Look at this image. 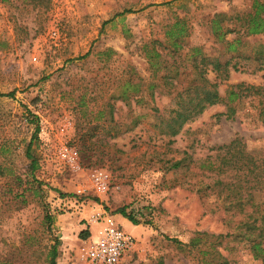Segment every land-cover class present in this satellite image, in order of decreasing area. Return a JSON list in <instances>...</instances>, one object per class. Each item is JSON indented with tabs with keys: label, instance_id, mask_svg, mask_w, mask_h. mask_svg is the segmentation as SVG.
Masks as SVG:
<instances>
[{
	"label": "rangeland",
	"instance_id": "obj_1",
	"mask_svg": "<svg viewBox=\"0 0 264 264\" xmlns=\"http://www.w3.org/2000/svg\"><path fill=\"white\" fill-rule=\"evenodd\" d=\"M252 2L51 0L42 14L0 3V145L5 147L0 156V264H48L55 238L60 242L57 264H84L89 240L97 235L92 214L98 208L133 239L119 264H203L198 249L188 246L192 239L200 233H233L240 221L250 225L255 211L264 212V187L252 193L254 205L244 204L240 212L223 202L224 193L212 190L218 177L201 167L220 153L218 147L234 140L239 152L264 159V70H257L253 60L258 45H264V34L242 38L247 44L241 50L244 56L236 57L215 43L209 29L214 14L246 12ZM175 18L185 19L190 27L182 54L198 46L227 68L228 79L216 80L221 96L238 84L259 90L233 101L230 117L223 115L226 105L208 107L169 138L160 133L156 117L170 110L175 92L163 86L161 72L149 68L143 46L164 44L165 27ZM229 25L234 30L236 24ZM241 35L236 27L226 40ZM184 61L189 71L190 62ZM206 78L216 79L210 65ZM128 79L141 81L143 90L157 85L154 101L146 92L127 104L113 99ZM192 80L179 76L174 84L185 87ZM30 120L40 128L33 149L35 182L25 155L35 129ZM65 122L68 128L60 133ZM60 143L77 149V173L57 157ZM175 162L180 163L177 169L172 167ZM94 170L109 178L104 194L92 188L89 174ZM220 179L233 183L241 177ZM29 183L33 186L25 189ZM22 188L23 199L15 198ZM121 209L139 222L132 224V232L124 221L118 222ZM46 215L54 218L50 226ZM255 226H261L259 219ZM85 231L89 236L82 239ZM250 242L229 238L217 250L226 264H261L251 255ZM198 246L204 250V241Z\"/></svg>",
	"mask_w": 264,
	"mask_h": 264
},
{
	"label": "trees",
	"instance_id": "obj_2",
	"mask_svg": "<svg viewBox=\"0 0 264 264\" xmlns=\"http://www.w3.org/2000/svg\"><path fill=\"white\" fill-rule=\"evenodd\" d=\"M1 4H5L13 7H32L38 13H45L50 9L51 0H0ZM169 4V3H167ZM130 13L129 10L122 12ZM236 24L234 30L230 28L229 24ZM17 24L15 29H17ZM236 27L242 30V35L227 41L226 37L236 31ZM210 33L214 38L215 43L222 44L225 49V53L234 54L236 57H243L242 48L247 44L243 41L244 37H251L264 34V0H253L250 10L246 12H233L217 13L214 14L209 21ZM190 27L185 19L175 18V20L165 27L164 32V44L158 42L144 45L143 49L145 57L148 61L149 68L154 74L161 72L163 86L173 89L175 95L171 99L170 110L163 114V116L156 117L159 120V131L162 135L173 138L177 136L183 126L200 116L204 110L208 107L223 104L228 107L226 114L230 117L233 114V109L230 104L250 95V92L257 93L259 88L254 86H245L244 84H238L231 86L225 96H221L218 91L219 83L216 81L227 80L229 72L227 68H222L217 60H211L209 56L202 50L201 47H189L187 51L182 54L185 49L183 42L184 38L189 35ZM3 43V42H2ZM0 43V44H2ZM6 45V44H5ZM257 50L254 51L253 60L258 64L259 71L264 70V45L259 44ZM183 58V59H182ZM189 60V71L186 65H183L184 60ZM211 66V70L216 73L215 82H211L206 78L208 72V66ZM234 71L239 69L236 65L233 66ZM192 76L193 80L188 83L187 86L182 87L177 83L174 84L179 76ZM121 94L118 96L111 95L113 99H118L124 103H128L133 96H142L145 92L149 94L151 101H154V89L158 86L155 84H148L146 89L141 87V81L139 83H131L129 79L122 85ZM247 91L244 95L241 88ZM10 95V94H9ZM0 96H4L0 94ZM6 96V95H5ZM137 103L139 101H136ZM109 106V115L112 114V105ZM155 111H158L156 108ZM35 119V118H33ZM35 125L34 132L31 140L25 149V155L30 161L29 172L32 174V181L35 182L33 176L34 172L38 168L37 160L33 154V149L37 148L38 134L40 131L37 121L30 120ZM84 137H82L83 139ZM237 141L234 140L230 144L218 147L220 153L216 154L213 161L208 162L207 165L201 167L209 172L216 174L218 177L214 182L212 190H217L218 194L224 193L223 202L229 203L241 212L242 206L245 204L254 205L252 203V193L258 189L264 187V159L257 158L249 154H243L237 150ZM5 147L0 145V156L3 155ZM179 162H175L172 167L178 168ZM236 174L241 179L233 182H223L220 177ZM21 180L15 178V185L21 188ZM29 183L25 185V189H28ZM24 188L18 190L15 198L24 197ZM124 218L128 219L132 224H139L138 220L133 215H126L125 210L121 209L118 212ZM253 213V212H252ZM255 217L252 218V224L244 222L243 220L238 223L233 233H227L226 235H208L206 233H200L196 238L192 239L188 246L191 249H198V254L201 256V262L203 264H226L227 259L217 250V247L221 246L224 240L231 238L232 241L239 239L248 240L250 242V252L254 260H258L261 264H264V212L259 213L255 211ZM47 223L50 226L53 223L54 218L46 215ZM260 220L261 226L256 228L255 223ZM244 230V232H242ZM256 233V234H255ZM89 232L85 231L82 235V239L87 238ZM210 242H209V241ZM54 244L50 246L47 254L48 264H57V258L59 255L58 246L60 244L58 238H55ZM204 241V250H201L198 245ZM172 242L177 243L176 240ZM207 244V245H206ZM181 247L184 245L179 244Z\"/></svg>",
	"mask_w": 264,
	"mask_h": 264
},
{
	"label": "built area",
	"instance_id": "obj_3",
	"mask_svg": "<svg viewBox=\"0 0 264 264\" xmlns=\"http://www.w3.org/2000/svg\"><path fill=\"white\" fill-rule=\"evenodd\" d=\"M55 35L56 33L52 32L51 37ZM33 61H36V57ZM67 126L68 122L61 125L60 133H64ZM56 155L71 172L77 173L80 170L79 154L75 147L60 143L56 148ZM89 179L96 193L107 192L109 178L105 172L94 170L89 174ZM92 222L98 225V231L95 239L89 240L83 256L84 264H119L125 251L133 247L132 237L124 233L120 225L103 208L94 211Z\"/></svg>",
	"mask_w": 264,
	"mask_h": 264
},
{
	"label": "crops",
	"instance_id": "obj_4",
	"mask_svg": "<svg viewBox=\"0 0 264 264\" xmlns=\"http://www.w3.org/2000/svg\"><path fill=\"white\" fill-rule=\"evenodd\" d=\"M116 215H119V214H116ZM116 215H115V216H116ZM115 216H114V217H115ZM121 221H124V222L127 224V226H128V230H130V231L132 232V228H133V227H132V226H133L132 223L129 222V221H128L127 219H125L124 217L120 216V220H118V222H121ZM97 230H98L97 227L93 229L94 232H97ZM90 232H91V231H90ZM91 233H92V232H91Z\"/></svg>",
	"mask_w": 264,
	"mask_h": 264
}]
</instances>
